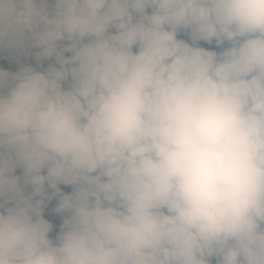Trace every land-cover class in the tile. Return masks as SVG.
I'll return each mask as SVG.
<instances>
[{
    "label": "trees",
    "instance_id": "obj_1",
    "mask_svg": "<svg viewBox=\"0 0 264 264\" xmlns=\"http://www.w3.org/2000/svg\"><path fill=\"white\" fill-rule=\"evenodd\" d=\"M133 1L21 3L33 16L69 12L68 22L49 33L53 54L38 28L39 38L25 48L36 51L32 66L46 60L115 71L110 88L80 76L78 93L70 74L59 72L63 101L60 89L47 99L38 98L35 84L20 88L21 80L8 88L14 108L1 112L4 135L26 140L29 130L36 148L46 144L51 154L38 161L43 180L21 179L25 194L41 202L19 204L10 181L0 185V264H264V237L253 231L258 220L236 213L243 195L238 166L264 181V0ZM217 1L227 3L223 18ZM174 12L181 24L172 25ZM160 17L170 28L160 26ZM14 20L13 14L14 29L5 35L11 26L0 17V55L3 39L24 32ZM162 80L178 102L149 108L145 86ZM194 87L199 93L181 106L180 94ZM47 120L82 138L76 150L60 135L50 144ZM110 124L116 130L102 135L100 150L94 129ZM232 149L238 151L225 158ZM44 183L64 194L73 213L45 197Z\"/></svg>",
    "mask_w": 264,
    "mask_h": 264
},
{
    "label": "rangeland",
    "instance_id": "obj_2",
    "mask_svg": "<svg viewBox=\"0 0 264 264\" xmlns=\"http://www.w3.org/2000/svg\"><path fill=\"white\" fill-rule=\"evenodd\" d=\"M23 1L24 0H20L19 2L15 3L14 0H0V4L2 5L0 7L1 20H3L4 23L11 26V28L5 29L6 31L5 35L9 31L14 29L13 27L14 22L8 21L13 14L15 15L14 21L24 25L23 27L24 29H22L24 31L23 33H19L18 31L14 30L15 35L3 39V45L1 50L2 54L0 55V86H2L0 87V116H1V112H7V109L14 108V105L12 103L13 100L7 103L13 91L12 89L9 90L8 88L13 87L15 83H19L20 80L22 81V83L20 84V88L24 90L27 85L32 86L33 84H35L34 86L36 90L34 93L38 95V98H45V96H47V99H49L51 98V96L56 95L60 89V91H63L62 101L66 99L67 95L62 87L63 84L58 83L57 77H58V73L59 72L62 73L64 72V70H66L65 72L70 74V76L72 77L70 85H72L74 88L77 89V93L80 90L79 89V81L81 79L80 76L84 77L85 79L86 77L85 75H90L89 77L90 81L99 80L104 88L107 87L110 88V86L113 83L111 78V73L114 72L115 70H109L101 65L92 67L93 65L81 66L82 64L77 63L74 64V66L71 67L70 69H66L62 64L58 62H57L58 64H56L55 67L51 63H48L45 60L42 61V64L40 66H36V65L32 66L31 62H33L34 59L36 58L35 55L36 51L31 49V53L27 54L28 52L27 51L25 52V48L28 47L29 43L34 41L35 37L39 38L38 28L42 27L44 29L43 35H48V38L46 40L47 47L45 48L46 51H50L49 54H53L55 50L54 49L55 45L53 44L51 40V36H49L50 35L49 33L54 31L58 25L62 26L63 20L66 19L68 22L69 12L65 14L66 18L55 17L62 15L60 12L58 14H52V13H48V11L45 10H44L45 12L44 14L33 16L32 14L29 15L28 13H26L22 8L21 3H23ZM135 3L136 0H134L132 4ZM28 4H35V3L33 1H30L28 2ZM217 4L220 5L221 1H217ZM222 4L220 8L221 12L219 15L221 18H223L224 8L227 5V3L222 2ZM20 17H22V20L20 19ZM169 17L170 19H172V25L173 23L181 24L183 21L179 18V14L177 15V13L175 12L170 14ZM185 19H187V16H185L184 20ZM168 20H169L168 17H165V19L163 20L162 17H160V24H161L160 26L163 25L166 28H170L169 24L167 23ZM16 26L20 31L19 25ZM163 30L164 27H162V31ZM32 36L34 37L32 38ZM10 38L12 39L8 44ZM254 47L257 50V46ZM260 49L261 50L264 49V44L260 46ZM192 57L194 56H191L190 58ZM58 59L60 60L59 57ZM189 60L190 59H188L185 62V64L189 63L190 62ZM74 63H76V61ZM122 68L123 66L116 68V70L118 69L121 70ZM89 72L90 74H88ZM174 82L177 86H179L182 83L181 78L179 77L178 74L174 76ZM166 83L168 82L162 80V84L161 81H158L155 82V84H148L147 86H145L147 87V89H145V91H147L146 99H144L145 105H148L149 108L150 107L153 108L156 106L157 101H160L162 103L163 108L171 109L172 106H175L177 104L178 101L174 100L173 97L170 96L172 91L169 90ZM70 85H68L67 87H70ZM225 92H226V88H223L222 93L224 94ZM195 93H199V90H197L195 87L192 89L185 88L184 92L180 94L182 97H184V99L181 100L180 105L183 107L187 106L186 98L194 100ZM60 95L61 94H59V96L56 98L57 100L61 98ZM180 95L178 94L174 97H181ZM222 97L223 95H221L220 98ZM38 98H35L36 102H39ZM18 99L20 100V98ZM19 102L20 104H15V105L17 108L21 109L20 105L24 101L22 102V100H20ZM30 102L33 104L36 103L34 102V100ZM52 123H53L52 120H47L44 122L46 126H50L51 128H54L52 131L50 130L47 133H45L46 139H50V144L54 142H59L60 140L53 141L52 139L57 138L60 135V137H63V141L67 140L69 146L71 148H75L74 150H76V146L81 144L82 138H80L79 135L76 134L69 135L68 132L60 133V131L63 130V127L60 124H56L55 126H52ZM109 127H110L109 129H102L99 127H95L94 129L95 135L100 143V150L104 149L103 145L105 139L102 137V135L105 132L107 134H111L113 131L116 130L113 124H110ZM6 129H7V125H5L2 121H0V185H2L4 180H9L10 183L12 184L11 198H14V200L19 204L23 203L25 206H28L32 198L34 199L33 204L36 202H41L42 200L36 198L35 195H31L30 198V195L25 194V190H24L25 183L21 181V179L32 180L33 178L35 179L38 178L39 180H43L44 176L43 174H40L38 161H43L44 159L49 160L50 158L49 154H51V152L47 150L46 144H39V146L36 148L37 138L33 136L31 131L29 130L23 131L22 136H24L27 139L20 140L18 137H8V136L6 137L4 135ZM41 129L37 128V132H39ZM108 139L109 138H107V141ZM42 141L43 140L40 139L38 142L42 143ZM234 151H238V150L232 149L229 153L225 154L224 157L229 158L231 154L234 153ZM13 152L16 153L15 157L10 156V154ZM39 152H42V154H38ZM80 153H84L88 155V151L84 149L80 150ZM198 162L199 161L194 160V165H197ZM10 167L15 170L12 176L6 174L7 168ZM238 167H240V169L237 173L238 174L237 177H239L243 195H241L238 198L236 213L240 215V217L243 220L256 218L258 220V223L253 231L259 236L264 237V181L261 183L258 182L257 180L251 179L250 176L247 175L246 169L243 164H240ZM29 169H31L32 171L30 172ZM207 170H208V174L211 173V167H208ZM208 181L209 180H207L206 182ZM45 186L46 183L43 184V189L45 191V197L49 201H51L52 203L60 202L61 205H63V207L65 208L62 210L63 214L70 215L71 213H73V209L69 206V203L67 202V199L65 198L62 192H60L59 190L57 191L51 190L50 188L48 187L46 188ZM19 207L20 205H16V208ZM253 261L254 260H252V262ZM255 263L256 262L254 261L252 264Z\"/></svg>",
    "mask_w": 264,
    "mask_h": 264
},
{
    "label": "bare ground",
    "instance_id": "obj_3",
    "mask_svg": "<svg viewBox=\"0 0 264 264\" xmlns=\"http://www.w3.org/2000/svg\"><path fill=\"white\" fill-rule=\"evenodd\" d=\"M202 14V13H201ZM202 57V56H201ZM183 61V60H182ZM11 65V64H10ZM58 69V68H57ZM8 74V73H7ZM31 84V83H30Z\"/></svg>",
    "mask_w": 264,
    "mask_h": 264
}]
</instances>
